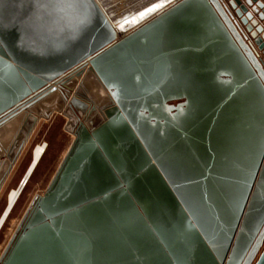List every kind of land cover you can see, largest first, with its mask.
Segmentation results:
<instances>
[{"label":"water","instance_id":"1","mask_svg":"<svg viewBox=\"0 0 264 264\" xmlns=\"http://www.w3.org/2000/svg\"><path fill=\"white\" fill-rule=\"evenodd\" d=\"M104 9L0 0L7 170L40 119L83 116L0 264H264V1Z\"/></svg>","mask_w":264,"mask_h":264},{"label":"rangeland","instance_id":"2","mask_svg":"<svg viewBox=\"0 0 264 264\" xmlns=\"http://www.w3.org/2000/svg\"><path fill=\"white\" fill-rule=\"evenodd\" d=\"M114 21L123 20L127 14L145 8L160 0H99ZM116 17L119 18L116 20ZM128 26H131L128 23ZM68 117L55 112L50 119H41L33 136L24 148L22 155L9 176L0 194V216L6 206L9 192L18 187L32 159L33 149L46 145V152L25 187L18 203L0 233V257L16 232L31 202L37 195H43L55 176L59 166L75 140V134L66 124Z\"/></svg>","mask_w":264,"mask_h":264},{"label":"bare ground","instance_id":"3","mask_svg":"<svg viewBox=\"0 0 264 264\" xmlns=\"http://www.w3.org/2000/svg\"><path fill=\"white\" fill-rule=\"evenodd\" d=\"M45 152H46V145H44V144L37 145L33 149L32 159H31V162L29 163L27 170H26V173L23 177V182L18 187L12 189L9 192V194L7 196L6 206H5L3 212L0 216V233H1V231L5 225L6 221L10 217L11 212L13 211L16 204L18 203L21 195L23 194L24 189H26L25 187L29 183L32 175L34 174L36 168L38 167L40 161L42 160Z\"/></svg>","mask_w":264,"mask_h":264},{"label":"flooded vegetation","instance_id":"4","mask_svg":"<svg viewBox=\"0 0 264 264\" xmlns=\"http://www.w3.org/2000/svg\"><path fill=\"white\" fill-rule=\"evenodd\" d=\"M54 86V85H53ZM57 86V85H55ZM63 90L65 91V89L63 88ZM75 91H71V94L73 95ZM85 102H87V105L90 106L92 105V103L88 100H85ZM58 113V112H57ZM60 115H65V113H59ZM54 115V114H53ZM73 117L69 118L68 116V120L66 122V124L68 125V127L72 128V130H76L80 127V124H81V121L83 120V116H80L78 113H74L72 115ZM41 121V119L37 122V124L35 125V127L33 128V131L31 132L25 146L27 145V143L30 141L31 137L33 136L37 126L39 125V122ZM24 146V148H25ZM24 148L22 149L20 155L18 156L17 160L15 161V163L13 164L12 168H10L9 170H7V165H8V161H9V158L7 155L3 156L0 158V194L9 178V176L11 175V173L13 172L15 166L17 165L21 155H22V152L24 151ZM28 167V166H27ZM23 182V179L21 181V183Z\"/></svg>","mask_w":264,"mask_h":264},{"label":"snow or ice","instance_id":"5","mask_svg":"<svg viewBox=\"0 0 264 264\" xmlns=\"http://www.w3.org/2000/svg\"><path fill=\"white\" fill-rule=\"evenodd\" d=\"M159 7H161V5L160 4H156V5H153L151 8L147 9V11L150 12V11H153L154 9H156V8H159ZM140 15L143 16V15H145V13L141 12Z\"/></svg>","mask_w":264,"mask_h":264},{"label":"crops","instance_id":"6","mask_svg":"<svg viewBox=\"0 0 264 264\" xmlns=\"http://www.w3.org/2000/svg\"><path fill=\"white\" fill-rule=\"evenodd\" d=\"M264 1V0H263Z\"/></svg>","mask_w":264,"mask_h":264}]
</instances>
